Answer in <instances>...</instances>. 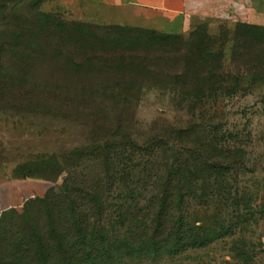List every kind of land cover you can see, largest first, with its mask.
Returning a JSON list of instances; mask_svg holds the SVG:
<instances>
[{
	"label": "rangeland",
	"instance_id": "374dc122",
	"mask_svg": "<svg viewBox=\"0 0 264 264\" xmlns=\"http://www.w3.org/2000/svg\"><path fill=\"white\" fill-rule=\"evenodd\" d=\"M51 3H0V167L51 182L46 196L0 217V264H264V8L251 28L211 20L160 39L86 25ZM180 130L217 136L203 162L220 161L218 141L232 151L228 173L200 184L184 207L186 229L217 240L176 256L164 243L157 255L135 253L143 230L133 221L153 193L137 168L149 161L132 150ZM96 148L111 155L115 185L102 192L108 242L86 248L74 222L98 238L93 194L70 192L59 173L109 185Z\"/></svg>",
	"mask_w": 264,
	"mask_h": 264
},
{
	"label": "trees",
	"instance_id": "16d2710c",
	"mask_svg": "<svg viewBox=\"0 0 264 264\" xmlns=\"http://www.w3.org/2000/svg\"><path fill=\"white\" fill-rule=\"evenodd\" d=\"M13 0H5L6 3ZM21 2H33V6L35 9H40V6L46 0H19ZM2 0H0V3ZM31 4V3H30ZM3 5L0 4V8ZM86 25H92L87 24ZM99 28L109 29H117V30H131L124 29L119 27H106V26H98L93 25ZM242 28H251L248 24H236V31ZM200 25L191 33L196 34L199 31ZM138 31V30H132ZM143 32V31H142ZM154 34L160 39H169L171 37H179V36H162L158 35L155 32H148ZM261 76V73L256 74V78ZM208 90L214 92V88L209 87ZM198 97V96H197ZM174 132V131H172ZM204 137L194 135L193 131L185 132L183 130L177 131L175 134H165L163 136L155 135V137H151L147 139V142L137 143V146L132 150L134 153H138L140 161L142 158H147L149 161L147 164H139L138 169L141 170L143 175L149 179V185L151 188V192L153 193L152 197L147 200L148 205L145 207L148 210L147 214H144L143 221L141 219H134L133 223L135 226L140 227L142 231L141 237H137L136 240L139 242L136 245V251L143 253H150L157 255L160 251L161 244L164 243L166 252L171 256H176L179 252H182L185 248H197L202 249L206 248L214 243L217 240V237L209 238L207 234H203L202 230L198 227L197 233L195 231H190L186 229L187 218L184 216V207L186 202L189 199H197L198 193L200 192V184H204L209 180H212L215 176H220V171L225 172L227 165L232 163V151L230 149V153L227 151H221L220 149H226V147L218 141L217 151H218V159L220 161H214L213 157H208L202 161L201 154H204L205 150L203 147L212 148L214 142H216L217 137L213 134H206ZM193 145L192 149L181 150L184 153L180 152V147L184 145ZM229 149V147H228ZM216 151V152H217ZM96 154L99 155L95 157L96 159L101 160L103 164V168L105 169V175L110 181V174L112 172L113 176L116 173V167L111 160V155L107 154L101 148H96ZM105 156V157H104ZM55 162L59 167L64 164L63 158H59L58 156H54ZM144 167H146L144 169ZM135 168V167H134ZM68 174V177L65 179L64 184L67 188L70 189V192L79 189L81 191L86 192L88 194L91 192L93 195L91 196L90 206L95 208L94 210L98 212L100 216L99 222V230H95L98 233V238L93 239V241H89L84 237V233H87L89 228H85L84 233L81 225L79 223L74 222L75 231L77 233V238L81 239V242H84V246L87 248L88 243L93 244H106L108 242V231L105 228V224H103L105 220L106 213L105 205L102 199V192L106 189L111 190L115 185L114 182L108 185L105 184L106 187L103 186V182L100 179L93 181L91 183H79L76 178L73 176V173H70L61 168V172L59 173V177L63 174ZM16 177L23 178H34V179H43L42 177H38L35 175H19L17 170L15 169ZM46 181H50L49 179H43ZM114 180V177H113ZM123 182V181H122ZM141 180H138V183ZM121 184V183H120ZM122 184H125L123 182ZM133 185L135 183H132ZM108 185V186H107ZM86 188H83V187ZM88 187V188H87ZM90 188V189H89ZM73 197V196H72ZM142 198L139 197L135 200L136 203L142 202ZM144 199V198H143ZM145 200V199H144ZM73 204L71 209L76 210L77 202L72 200ZM92 211L93 214L95 213ZM77 216L78 213L76 212ZM123 222V221H122ZM124 223H122L123 225ZM86 226V225H85ZM84 226V227H85ZM96 228V225H94ZM83 233V234H82ZM164 239V241L161 240ZM128 248L132 246L129 243H123ZM159 248V249H158ZM143 250V251H141Z\"/></svg>",
	"mask_w": 264,
	"mask_h": 264
},
{
	"label": "crops",
	"instance_id": "0c3cea01",
	"mask_svg": "<svg viewBox=\"0 0 264 264\" xmlns=\"http://www.w3.org/2000/svg\"><path fill=\"white\" fill-rule=\"evenodd\" d=\"M52 7L83 23L119 27L162 36H185L211 20L232 24L260 22L261 0H52ZM257 9V10H256ZM0 167V217L43 198L51 182L15 176Z\"/></svg>",
	"mask_w": 264,
	"mask_h": 264
}]
</instances>
